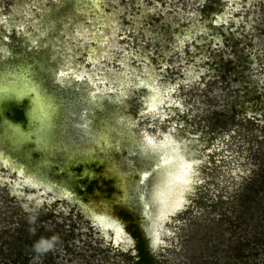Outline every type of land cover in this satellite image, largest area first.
<instances>
[{
  "label": "rangeland",
  "instance_id": "1",
  "mask_svg": "<svg viewBox=\"0 0 264 264\" xmlns=\"http://www.w3.org/2000/svg\"><path fill=\"white\" fill-rule=\"evenodd\" d=\"M54 2L0 0V59L20 55L24 30L41 18L37 5ZM98 9L106 18L102 39L90 38L92 12L68 17L60 47L30 44L36 57L46 53L42 74L61 87L57 70L71 51L80 76L65 69L67 86L89 87V72L90 84L119 95L107 96L109 106L134 119L133 132L157 141L172 135L191 164L188 186L179 207L160 221L151 249L140 206L128 208L109 179L94 192L98 180H79L77 167L75 179H65L49 166L47 175L72 195L57 200L0 165V264H137L141 252L146 264H264V0H101ZM101 27L95 21L92 31ZM148 72L152 79L144 83ZM150 89L157 91L153 110ZM94 155L107 162V172L118 163L98 148ZM137 180L132 175L123 184L126 197ZM90 203L119 223L116 243L83 213Z\"/></svg>",
  "mask_w": 264,
  "mask_h": 264
},
{
  "label": "bare ground",
  "instance_id": "2",
  "mask_svg": "<svg viewBox=\"0 0 264 264\" xmlns=\"http://www.w3.org/2000/svg\"><path fill=\"white\" fill-rule=\"evenodd\" d=\"M100 3L101 0H55L47 8L37 5L41 18L32 23L30 32L24 30V45L18 44L17 53L20 55L13 56L14 53L8 59H0V165L13 169L29 186H42L43 191L52 194L57 200L63 198L71 201L72 195L67 185H59L53 180V174L47 175L50 167H54L56 172H62L65 179L74 178L71 177V169L80 167V172L75 173L79 180H98L94 192L102 186V180H111V188L122 196L128 208L140 206L143 232L153 249L158 241L160 221H165L169 214L175 212L180 205L183 191L188 186L190 168L185 171L182 166L191 164L186 158L184 146L170 134L157 141L149 133L139 136L131 128L128 129L129 123L131 120L134 122V119L123 113V110L119 114L114 113L107 102V96L112 101L118 100L119 95L110 98L104 88L90 84L93 80L89 72L83 75L86 79L84 83L90 86H86L82 94H75V89L82 84L75 81L67 86L65 83L68 81L66 70H76L70 62L71 51L67 52L68 56L65 54L68 61L64 67H58L57 70L61 87L51 85L50 79H46V75L41 72L47 64L46 53L36 57L30 45L44 43L49 44L48 47H60L59 32L62 30L66 33L65 22L69 16L78 13L87 15L93 12L94 17L88 27L90 38L102 39L106 18L98 9ZM95 21L102 26V32L92 31ZM51 30L56 31L54 36L48 35ZM96 55V50L88 51L89 59L95 60ZM49 70L51 68L47 72ZM74 76L79 77L80 72L75 71ZM149 79H152V74L148 72L142 81L147 83ZM149 95L147 108L153 110L158 102L157 91L152 89ZM14 107L22 110V117L13 116L11 112ZM122 128L125 130L121 131ZM163 146H168L167 153H160L158 168L152 149ZM97 148L104 155H116V163L124 168L126 174H131V177L134 175L138 179L131 187L132 195L126 197L127 191L123 189V184L130 176L122 177L119 172L122 169L119 170L116 166L118 163L115 165L114 162L110 166L111 170L107 172V162L94 155ZM30 152L35 153L34 158L30 156ZM165 160L172 164H165ZM149 163L151 168H147ZM177 163L181 167H175ZM98 166L101 171L95 173L94 169ZM146 168L149 176L143 175ZM102 191H105L104 187ZM113 194H110L112 198ZM116 200L110 199L109 203ZM92 205L90 203V206H80L83 213L91 215L103 232L110 231L116 243L121 233L119 223L107 217L103 210L96 211Z\"/></svg>",
  "mask_w": 264,
  "mask_h": 264
},
{
  "label": "snow or ice",
  "instance_id": "3",
  "mask_svg": "<svg viewBox=\"0 0 264 264\" xmlns=\"http://www.w3.org/2000/svg\"><path fill=\"white\" fill-rule=\"evenodd\" d=\"M171 143V142H170ZM167 148H168V146H163L162 148H159V149H152V152L155 154L154 155V160L155 161H157V163H156V167H160V164H159V157H160V153L161 152H164L165 154L167 153ZM145 150L147 151L148 149H147V147L145 148ZM164 163L165 164H169V165H171L172 164V162L171 161H168V160H165L164 161ZM175 167H177V168H179V167H181V165H179L178 163L175 165ZM183 168H184V170L186 171L188 168H190V165H183L182 166ZM147 168H151V163H149L148 165H147ZM147 168L143 171V175L144 176H149L150 175V173H149V171L147 170Z\"/></svg>",
  "mask_w": 264,
  "mask_h": 264
},
{
  "label": "water",
  "instance_id": "4",
  "mask_svg": "<svg viewBox=\"0 0 264 264\" xmlns=\"http://www.w3.org/2000/svg\"><path fill=\"white\" fill-rule=\"evenodd\" d=\"M82 87L80 86L79 88H78V90L77 89H75V90H77L76 91V93L77 94H79V92L82 94V92L84 91L85 92V89H82ZM84 95V94H83ZM80 96V95H79ZM107 101V100H106ZM108 102V101H107ZM14 109H16V110H18L19 112H20V114H21V117L23 116V113H22V110L21 109H19L18 107H14ZM11 113H13V112H11ZM107 118V117H106ZM108 119V118H107ZM105 121H106V119H105ZM112 124L114 125V123L112 122ZM112 124H111V126H112ZM128 129H130V128H128ZM123 130H125L124 128H122L121 129V131H123ZM135 147V146H134ZM132 151V150H131ZM133 152V151H132ZM136 152H137V150H136ZM133 155V154H132ZM99 167V166H98ZM76 169H78V171L80 172V170H81V168L80 167H77ZM95 169H97V167L95 168ZM78 172V173H79ZM110 185H111V180H110ZM110 188H111V186H110ZM111 189H113V188H111ZM148 224V223H147ZM149 225V224H148Z\"/></svg>",
  "mask_w": 264,
  "mask_h": 264
},
{
  "label": "trees",
  "instance_id": "5",
  "mask_svg": "<svg viewBox=\"0 0 264 264\" xmlns=\"http://www.w3.org/2000/svg\"><path fill=\"white\" fill-rule=\"evenodd\" d=\"M146 257L144 254H140V259L137 261V264H146L144 261H145Z\"/></svg>",
  "mask_w": 264,
  "mask_h": 264
},
{
  "label": "flooded vegetation",
  "instance_id": "6",
  "mask_svg": "<svg viewBox=\"0 0 264 264\" xmlns=\"http://www.w3.org/2000/svg\"><path fill=\"white\" fill-rule=\"evenodd\" d=\"M20 117H21V114H20ZM77 171H78V169H77Z\"/></svg>",
  "mask_w": 264,
  "mask_h": 264
}]
</instances>
